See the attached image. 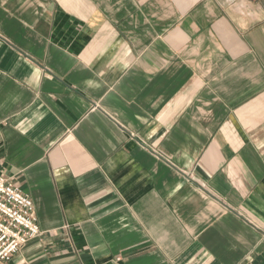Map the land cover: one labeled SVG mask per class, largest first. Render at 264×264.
<instances>
[{
  "label": "crops",
  "instance_id": "1",
  "mask_svg": "<svg viewBox=\"0 0 264 264\" xmlns=\"http://www.w3.org/2000/svg\"><path fill=\"white\" fill-rule=\"evenodd\" d=\"M0 173L8 264H264V4L0 0Z\"/></svg>",
  "mask_w": 264,
  "mask_h": 264
},
{
  "label": "built area",
  "instance_id": "2",
  "mask_svg": "<svg viewBox=\"0 0 264 264\" xmlns=\"http://www.w3.org/2000/svg\"><path fill=\"white\" fill-rule=\"evenodd\" d=\"M42 234L30 195L0 173V264Z\"/></svg>",
  "mask_w": 264,
  "mask_h": 264
},
{
  "label": "rangeland",
  "instance_id": "3",
  "mask_svg": "<svg viewBox=\"0 0 264 264\" xmlns=\"http://www.w3.org/2000/svg\"><path fill=\"white\" fill-rule=\"evenodd\" d=\"M252 1H254L256 3L264 4V0H252Z\"/></svg>",
  "mask_w": 264,
  "mask_h": 264
}]
</instances>
